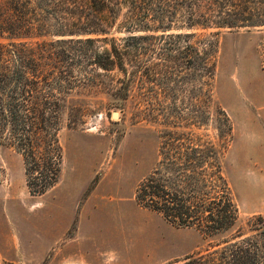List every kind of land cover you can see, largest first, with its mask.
<instances>
[{"label": "trees", "instance_id": "trees-1", "mask_svg": "<svg viewBox=\"0 0 264 264\" xmlns=\"http://www.w3.org/2000/svg\"><path fill=\"white\" fill-rule=\"evenodd\" d=\"M124 8L126 34L108 36ZM239 27H264V0H0V144L21 156L29 192L58 181L69 93L121 101L136 89L175 116L167 124L193 126L161 131L158 163L136 203L176 227L234 230L220 247L173 263L264 264V216L250 217L246 233L235 229L239 210L223 171L228 116L216 110L217 142L194 130L209 117L219 35ZM260 49L264 71V38Z\"/></svg>", "mask_w": 264, "mask_h": 264}, {"label": "rangeland", "instance_id": "rangeland-1", "mask_svg": "<svg viewBox=\"0 0 264 264\" xmlns=\"http://www.w3.org/2000/svg\"><path fill=\"white\" fill-rule=\"evenodd\" d=\"M124 14L125 8L108 36L126 34L118 27ZM263 38L264 27L219 35L209 117L194 129L217 142L216 110L229 118L223 171L239 210L235 229L245 233L250 217L264 216ZM154 99H142L136 89L121 101L105 92L69 93L59 131L61 172L42 195L29 192L21 156L0 144V264H178L230 239L234 230L208 235L176 227L136 203L137 186L158 163L161 131L193 130L167 124L175 116L164 117ZM94 190L96 206L81 214Z\"/></svg>", "mask_w": 264, "mask_h": 264}, {"label": "crops", "instance_id": "crops-1", "mask_svg": "<svg viewBox=\"0 0 264 264\" xmlns=\"http://www.w3.org/2000/svg\"><path fill=\"white\" fill-rule=\"evenodd\" d=\"M86 185V181H84L81 185H80V189L81 191L83 190V188L85 187ZM97 191L94 190L92 191L88 196L87 198L84 199V201L80 204L81 205V208H82V211H81V214H83L86 211H88L89 207L92 206V207H95L96 206V203L93 201V199H96L98 198L96 196V193ZM80 208V207H79ZM77 231H79V229H77ZM78 256V254H77Z\"/></svg>", "mask_w": 264, "mask_h": 264}, {"label": "water", "instance_id": "water-1", "mask_svg": "<svg viewBox=\"0 0 264 264\" xmlns=\"http://www.w3.org/2000/svg\"><path fill=\"white\" fill-rule=\"evenodd\" d=\"M113 115H116V114H113Z\"/></svg>", "mask_w": 264, "mask_h": 264}]
</instances>
